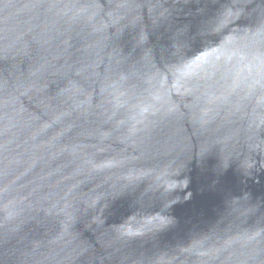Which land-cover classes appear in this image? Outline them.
Masks as SVG:
<instances>
[{
	"label": "water",
	"instance_id": "95a60500",
	"mask_svg": "<svg viewBox=\"0 0 264 264\" xmlns=\"http://www.w3.org/2000/svg\"><path fill=\"white\" fill-rule=\"evenodd\" d=\"M0 264H264V0H0Z\"/></svg>",
	"mask_w": 264,
	"mask_h": 264
}]
</instances>
